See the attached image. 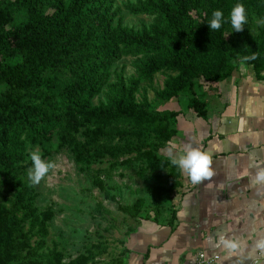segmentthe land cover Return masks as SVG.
I'll return each mask as SVG.
<instances>
[{
    "label": "trees",
    "instance_id": "1",
    "mask_svg": "<svg viewBox=\"0 0 264 264\" xmlns=\"http://www.w3.org/2000/svg\"><path fill=\"white\" fill-rule=\"evenodd\" d=\"M237 3L246 14L241 30L229 22L209 28L214 10L227 20ZM114 4L0 0V85L6 86L0 92V264H97L92 250L63 263L61 246L48 245L51 215L42 221L36 207L30 150L38 148L43 160L69 152L78 165L89 166L110 151L86 141L105 139L110 122L136 123L137 133L128 136L132 143L177 132L169 119L178 113L153 108L149 89L169 102L194 92L198 79L211 86L222 82L239 60L264 80V0H137L129 12L152 19L141 27L124 25ZM128 56L140 58L129 77L113 69ZM158 74L164 86L155 89ZM102 93L106 100L95 104ZM188 107L207 114V103L197 96ZM163 167L175 191L180 175L168 162ZM93 249L111 253L100 242Z\"/></svg>",
    "mask_w": 264,
    "mask_h": 264
},
{
    "label": "crops",
    "instance_id": "2",
    "mask_svg": "<svg viewBox=\"0 0 264 264\" xmlns=\"http://www.w3.org/2000/svg\"><path fill=\"white\" fill-rule=\"evenodd\" d=\"M242 66L210 85L205 117L179 115L175 157L206 152L211 175L193 181L182 168L175 219L132 232L127 264H190L199 251L216 264H264V80Z\"/></svg>",
    "mask_w": 264,
    "mask_h": 264
},
{
    "label": "rangeland",
    "instance_id": "3",
    "mask_svg": "<svg viewBox=\"0 0 264 264\" xmlns=\"http://www.w3.org/2000/svg\"><path fill=\"white\" fill-rule=\"evenodd\" d=\"M136 2L115 0L114 9L120 8L126 26L151 24L152 19L129 12L128 8ZM138 60L140 58L124 57L113 69L129 77L135 73ZM241 64L251 68L253 76L257 77L252 65L244 60L237 61L238 67ZM164 80L163 75H156L154 88H162ZM5 88L1 84L0 92ZM210 90L208 82L198 79L194 92H182L178 99L169 102L156 99L154 91L148 90L152 107L158 112L178 113L169 119L170 128L175 127L177 132L174 135L169 133L167 138L143 135L132 143L128 136L137 133L136 123L117 120L106 127L105 139L86 141L87 145L110 151L91 165H78L69 152H54L45 160L54 166L39 182H32L37 193L36 207L42 221L51 215L47 221V241L49 246L53 241L61 246L63 263L72 262L92 250L97 264H118L119 259L122 264H127L129 235L142 225L164 223L170 217L176 190H170L168 171L163 164L168 162L181 176L182 168L171 163L172 160H180L175 157L176 146L171 144L180 129L178 117L183 112L195 115L193 110H188L187 104L196 96L206 99L205 94ZM106 98L107 95L102 93L94 102L99 104ZM33 152H39V149L30 150V154ZM31 170L32 167L29 172ZM99 242L105 244L111 253L99 255V251L93 249Z\"/></svg>",
    "mask_w": 264,
    "mask_h": 264
},
{
    "label": "clouds",
    "instance_id": "4",
    "mask_svg": "<svg viewBox=\"0 0 264 264\" xmlns=\"http://www.w3.org/2000/svg\"><path fill=\"white\" fill-rule=\"evenodd\" d=\"M225 22H229L233 30H241L243 24L246 22V14L243 5L237 3L231 9L227 20H225L220 10H214L208 24L211 30H216ZM30 159L33 167L29 172V178L33 183H37L54 165L50 161L43 160L37 152L31 153ZM171 163L186 170L193 181H198L211 175V158L206 152L191 150L179 161L172 160Z\"/></svg>",
    "mask_w": 264,
    "mask_h": 264
},
{
    "label": "built area",
    "instance_id": "5",
    "mask_svg": "<svg viewBox=\"0 0 264 264\" xmlns=\"http://www.w3.org/2000/svg\"><path fill=\"white\" fill-rule=\"evenodd\" d=\"M218 256H208L205 252L199 251L190 264H216Z\"/></svg>",
    "mask_w": 264,
    "mask_h": 264
},
{
    "label": "snow or ice",
    "instance_id": "6",
    "mask_svg": "<svg viewBox=\"0 0 264 264\" xmlns=\"http://www.w3.org/2000/svg\"><path fill=\"white\" fill-rule=\"evenodd\" d=\"M246 135H248V134H246ZM243 139V138H242Z\"/></svg>",
    "mask_w": 264,
    "mask_h": 264
}]
</instances>
